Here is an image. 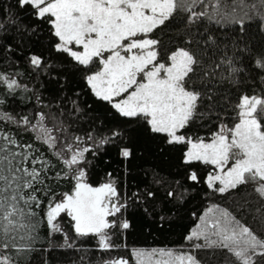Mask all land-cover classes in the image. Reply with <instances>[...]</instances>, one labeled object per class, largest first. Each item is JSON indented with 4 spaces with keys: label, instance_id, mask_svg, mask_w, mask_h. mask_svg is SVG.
<instances>
[{
    "label": "snow or ice",
    "instance_id": "snow-or-ice-1",
    "mask_svg": "<svg viewBox=\"0 0 264 264\" xmlns=\"http://www.w3.org/2000/svg\"><path fill=\"white\" fill-rule=\"evenodd\" d=\"M204 2L15 0L13 7L48 25L53 38L50 46L55 52L66 54L85 67L98 62V70L85 76L97 99L108 102L125 120L142 122L151 133L163 135L168 145L184 146V164L200 162L213 166V171L203 180L209 189L223 194L251 183L264 199V94L241 95L232 106L236 122L232 126L221 122L210 138L187 135L185 129L217 107L219 82H238L237 75L242 69L227 55L217 59L215 53L209 54L215 44L212 36L203 41V48L194 51L178 47L166 60L161 59L159 40L152 38L154 31L171 23L177 11L187 13L189 27L205 19L219 24L215 20L217 5L211 6L213 15L207 10H196ZM0 15L8 13L0 8ZM233 22L244 24L242 19ZM6 23L15 26L16 21L8 19ZM4 26L5 23H0V29ZM29 60L35 69L44 64L41 55H32ZM256 66L264 70V56L256 60ZM221 68L226 75L218 72ZM0 84L9 93L19 88L27 91L26 86L5 73H0ZM201 108L206 111H200ZM0 121L17 128L22 126L25 132L33 134V141L44 146L63 169L55 174V179L74 181L71 190L60 193L57 199L54 188L47 183L48 173L56 165L35 143L22 142L16 134L0 129V264H30L28 256L40 239L41 220L52 237L63 233L62 214L70 218L77 237H95L98 250L111 252L119 248L120 245L113 243L112 230L123 235L131 223L121 218L126 205L120 202L116 182L109 179L93 186L82 165L90 163L85 153L96 154L108 144L116 148L120 157L128 159L131 149L119 143L124 132L114 129L95 144L81 149V137L74 138L75 146L61 140L56 133L64 129L49 127L44 113H37L33 123L28 116L16 118L0 109ZM88 139H93L91 133ZM186 179L193 184L201 182L196 170L190 171ZM199 219L200 223L185 237L187 241H196L192 249L224 250L234 258V264H260L264 260V238L229 210L213 205ZM64 240L61 247H73L74 242H69L66 233ZM131 255L135 264H201L182 246L133 248ZM102 264H130V261L126 257L110 256Z\"/></svg>",
    "mask_w": 264,
    "mask_h": 264
},
{
    "label": "trees",
    "instance_id": "trees-1",
    "mask_svg": "<svg viewBox=\"0 0 264 264\" xmlns=\"http://www.w3.org/2000/svg\"><path fill=\"white\" fill-rule=\"evenodd\" d=\"M14 3L15 0H0V8L8 13L0 15V23H5L0 29V73L14 77L19 84L26 86L27 91L19 88L15 93H9L0 84V100L3 101L0 109L16 118L28 116L33 123L37 113H44L49 127L64 129L62 133H56L61 140L75 146L74 138L81 137V149L119 129L124 132L120 145H127L132 153L124 159L108 144L96 154L85 153L90 163L82 165L93 186L109 179L116 182L120 202L126 205L121 218H127L131 223V228L123 235L112 230L113 243L120 247L111 252L98 250L96 238L77 237L70 218L62 214L63 233L52 237L48 236L45 222L41 220L40 239L28 256L30 264H102L110 256L126 257L130 264H135L131 255L133 248L175 249L181 246L192 252L201 264H234V258L226 251L194 250L191 245L196 241L185 239L200 223L199 217L213 205L229 210L237 220L264 238V199L254 191L253 184L240 185L223 194L209 189L203 180L213 166L200 162L191 166L184 164V146L168 145L163 135L151 133L142 122L125 120L108 102L97 99L85 76L89 71L98 70V62L85 67L76 64L66 54L55 52L50 46L53 38L48 25L19 12L13 7ZM212 5H217L215 20H219V24L205 19L201 24L189 27L187 13L177 11L171 23L152 33V38L160 42L163 60L178 47L194 51L203 48V41L212 36L215 44L209 54L215 53L217 59L227 55L233 58L236 67L242 69L237 75L238 82H219L217 107L184 130L193 137L210 138L221 122L232 126L236 122L232 106L239 102L241 95L264 94V70L256 66V60L264 56V0H205L196 10H207L213 15ZM233 8L236 9L234 12ZM8 19H14L15 26L7 24ZM240 19L244 20L243 25L233 22ZM197 41H200L199 45ZM32 55L42 56L44 64L41 68L35 69L30 64ZM218 72L224 73V69ZM200 111L206 110L201 108ZM0 129L16 134L22 142L35 143L56 165L48 173L47 183L54 188L57 199L60 193L71 190L74 181L55 179V174L63 169L44 146L33 141V134L7 121H0ZM90 133L92 140L88 139ZM192 170L200 175V183L193 184L186 179ZM169 192L175 195L169 196ZM40 195L43 198V193ZM64 233L69 242H74L73 247H61L65 243ZM260 264H264V260Z\"/></svg>",
    "mask_w": 264,
    "mask_h": 264
},
{
    "label": "rangeland",
    "instance_id": "rangeland-1",
    "mask_svg": "<svg viewBox=\"0 0 264 264\" xmlns=\"http://www.w3.org/2000/svg\"><path fill=\"white\" fill-rule=\"evenodd\" d=\"M212 171H213V169H212Z\"/></svg>",
    "mask_w": 264,
    "mask_h": 264
}]
</instances>
